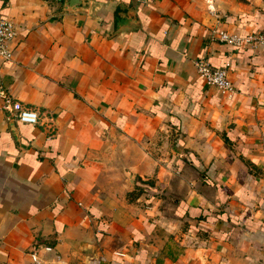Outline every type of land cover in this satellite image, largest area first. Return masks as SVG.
I'll list each match as a JSON object with an SVG mask.
<instances>
[{"label":"crops","instance_id":"1","mask_svg":"<svg viewBox=\"0 0 264 264\" xmlns=\"http://www.w3.org/2000/svg\"><path fill=\"white\" fill-rule=\"evenodd\" d=\"M63 1L0 0V86L38 111L0 97V264H264V46L210 35L263 28L264 0Z\"/></svg>","mask_w":264,"mask_h":264},{"label":"built area","instance_id":"2","mask_svg":"<svg viewBox=\"0 0 264 264\" xmlns=\"http://www.w3.org/2000/svg\"><path fill=\"white\" fill-rule=\"evenodd\" d=\"M14 34L15 24L12 19L0 14V59H8L10 57V42ZM210 35L215 37L218 41L229 44L235 48H255L264 46V27L242 34L235 31L211 28ZM194 65L198 77L204 84L214 86L217 92L225 98L233 97L236 90L225 68L211 66L202 56L194 60ZM0 97L5 104L4 106L9 111V118L27 123L37 122L38 111L36 108L27 104H22L18 100L13 99L1 86ZM48 251H51L50 245L38 244L28 252V256L33 264H67V262L62 259L44 257L43 254ZM117 253L122 254L120 252Z\"/></svg>","mask_w":264,"mask_h":264},{"label":"water","instance_id":"3","mask_svg":"<svg viewBox=\"0 0 264 264\" xmlns=\"http://www.w3.org/2000/svg\"><path fill=\"white\" fill-rule=\"evenodd\" d=\"M83 2V0H64L63 1V7L65 8H72L80 5ZM132 182V176L131 174L127 175V178L125 179L126 186L130 185Z\"/></svg>","mask_w":264,"mask_h":264}]
</instances>
